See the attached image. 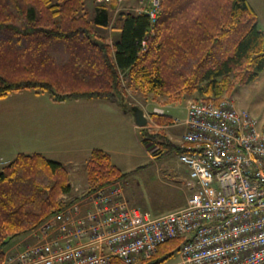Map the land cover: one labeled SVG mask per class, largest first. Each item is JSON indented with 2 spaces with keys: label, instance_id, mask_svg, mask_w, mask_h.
<instances>
[{
  "label": "trees",
  "instance_id": "1",
  "mask_svg": "<svg viewBox=\"0 0 264 264\" xmlns=\"http://www.w3.org/2000/svg\"><path fill=\"white\" fill-rule=\"evenodd\" d=\"M95 3L89 17L85 0H0V97L36 89L51 92L56 101L98 98L128 106L127 78L143 94L165 97V104L186 95L219 101L264 71V30L250 0H160L155 22L148 12L118 9L115 1ZM109 27L118 33L112 44L99 33ZM95 38L104 44L94 43ZM151 117L160 127L140 132L144 144L158 146L155 157L185 151L166 132L175 119L156 111ZM127 174L110 153L93 149L84 194L123 181ZM73 190L68 166L41 152H20L3 166L0 264L9 243L63 210L61 196ZM181 242L165 241L136 263L114 257L113 264H162Z\"/></svg>",
  "mask_w": 264,
  "mask_h": 264
},
{
  "label": "built area",
  "instance_id": "2",
  "mask_svg": "<svg viewBox=\"0 0 264 264\" xmlns=\"http://www.w3.org/2000/svg\"><path fill=\"white\" fill-rule=\"evenodd\" d=\"M95 1L130 8L126 0ZM145 1L133 10L155 22L160 0ZM185 125L179 159L191 193L183 208L154 216L130 204L121 182L75 200L63 194L66 207L3 264L136 263L173 238L182 242L169 264H264V125L229 97L190 100Z\"/></svg>",
  "mask_w": 264,
  "mask_h": 264
},
{
  "label": "rangeland",
  "instance_id": "3",
  "mask_svg": "<svg viewBox=\"0 0 264 264\" xmlns=\"http://www.w3.org/2000/svg\"><path fill=\"white\" fill-rule=\"evenodd\" d=\"M257 1L259 10L264 13V0ZM145 2L148 5L150 1ZM127 4L133 10L139 0H126ZM95 7L94 0H85L84 12L89 17L94 15ZM111 16L113 23L117 10ZM99 31L110 44L118 36L112 27ZM124 84V101L128 106L98 98L56 101L51 92L36 89L14 91L0 97V157L13 159L20 152H41L64 162L70 169L74 188L71 196H77L87 188L86 167L91 151L103 149L111 154L117 167L128 173L120 182L132 206L148 210L154 216L176 209L191 193L184 183L187 166L177 152H169L163 158L155 157L158 146L153 142L144 145L139 130L142 127L136 125L131 107L136 105L144 109L149 117L147 127L152 129L160 126L153 121L151 112L155 107L164 109L177 122L166 127L167 135L175 144H181L187 106L195 96L186 95L178 102L165 104V97L145 95L127 78ZM226 97L234 99L239 108L248 109L264 125V71L255 81L237 86L234 94ZM3 166L0 165V171ZM31 235L32 232L13 239L6 248V255L34 242ZM178 259L176 251L162 264Z\"/></svg>",
  "mask_w": 264,
  "mask_h": 264
},
{
  "label": "crops",
  "instance_id": "4",
  "mask_svg": "<svg viewBox=\"0 0 264 264\" xmlns=\"http://www.w3.org/2000/svg\"><path fill=\"white\" fill-rule=\"evenodd\" d=\"M250 2L253 4V6L256 8V10H257V12H258V15H259V26H260V28H262L263 30H264V13L262 12V9H260L259 10V8H258V6H259V3H258V1L257 0H250ZM257 4H258V6H257ZM155 109H159L160 111H163L164 113H165V111H164V109H162V108H159V107H155L154 108V110ZM136 123V122H135ZM175 124V123H174ZM174 124H171V125H169V126H167V127H170V126H174ZM137 125V124H136ZM138 126V125H137ZM159 126V125H158ZM138 128H139V126H138ZM143 128V127H142ZM139 130H140V128H139ZM184 130H186V125H185V128H184ZM145 145V144H144ZM12 159H6L5 157H3V156H1L0 157V162H2L0 165H4L5 163L4 162H9V161H11ZM62 162V161H61ZM64 163V162H63ZM187 166V165H186ZM187 173V174H186ZM186 173H185V175H184V180L186 181V179L188 178V176H189V168H188V166H187V171H186ZM184 182V181H183ZM185 183V182H184ZM124 188V187H123ZM75 189L77 190V191H79L78 190V188H77V186L75 187ZM187 200H188V197H185V199H184V201L182 202V203H180V205L176 208V209H174V210H172V211H175V210H178V209H180V208H183L186 204H187ZM171 212V211H170ZM165 214V213H164Z\"/></svg>",
  "mask_w": 264,
  "mask_h": 264
},
{
  "label": "water",
  "instance_id": "5",
  "mask_svg": "<svg viewBox=\"0 0 264 264\" xmlns=\"http://www.w3.org/2000/svg\"><path fill=\"white\" fill-rule=\"evenodd\" d=\"M94 43L103 45L104 41L100 38H95ZM131 110L134 116V120L138 126L146 127L149 124V117L145 113L144 109L135 105L131 107Z\"/></svg>",
  "mask_w": 264,
  "mask_h": 264
}]
</instances>
